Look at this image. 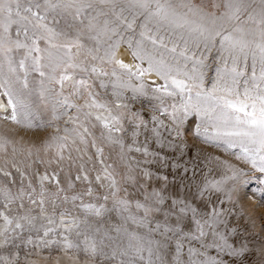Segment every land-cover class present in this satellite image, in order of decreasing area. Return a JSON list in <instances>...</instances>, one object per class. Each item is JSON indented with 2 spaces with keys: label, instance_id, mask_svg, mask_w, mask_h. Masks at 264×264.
<instances>
[{
  "label": "snow or ice",
  "instance_id": "snow-or-ice-1",
  "mask_svg": "<svg viewBox=\"0 0 264 264\" xmlns=\"http://www.w3.org/2000/svg\"><path fill=\"white\" fill-rule=\"evenodd\" d=\"M249 173L264 0H0V264H264Z\"/></svg>",
  "mask_w": 264,
  "mask_h": 264
},
{
  "label": "rangeland",
  "instance_id": "rangeland-1",
  "mask_svg": "<svg viewBox=\"0 0 264 264\" xmlns=\"http://www.w3.org/2000/svg\"><path fill=\"white\" fill-rule=\"evenodd\" d=\"M209 63H211V61H209ZM206 72L208 77H211L215 74L214 67L207 69ZM38 135H43V131L41 130ZM189 142L190 144L195 143L199 148L204 149L205 154L211 153L212 155H220L222 158L225 157V154L219 149L203 144L199 139L192 140L190 137ZM188 154L196 155L197 149L191 148ZM201 167H203V164H201ZM209 167L212 166L209 165ZM74 174L73 172V176ZM61 178L63 179V175ZM242 203L248 211L253 212L257 216V220L259 221L260 214L264 213V174L249 173L248 182L242 189Z\"/></svg>",
  "mask_w": 264,
  "mask_h": 264
}]
</instances>
